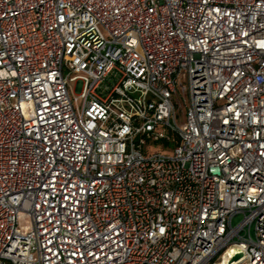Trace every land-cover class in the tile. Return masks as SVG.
Listing matches in <instances>:
<instances>
[{
	"label": "built area",
	"instance_id": "obj_1",
	"mask_svg": "<svg viewBox=\"0 0 264 264\" xmlns=\"http://www.w3.org/2000/svg\"><path fill=\"white\" fill-rule=\"evenodd\" d=\"M0 264H264V0H0Z\"/></svg>",
	"mask_w": 264,
	"mask_h": 264
},
{
	"label": "rangeland",
	"instance_id": "obj_2",
	"mask_svg": "<svg viewBox=\"0 0 264 264\" xmlns=\"http://www.w3.org/2000/svg\"><path fill=\"white\" fill-rule=\"evenodd\" d=\"M176 106L179 108L180 107V103L178 101V99H175L174 100ZM168 144L165 142V141H157V142H154L153 144H151V147H152V152L153 153H156V152H161V153H172V151L168 150ZM173 147V144L170 145V149ZM242 220V216H239L237 218L234 219V225H236L238 222H240ZM24 223L26 224L25 227H29V219L26 218L23 220ZM24 227V228H25Z\"/></svg>",
	"mask_w": 264,
	"mask_h": 264
},
{
	"label": "bare ground",
	"instance_id": "obj_3",
	"mask_svg": "<svg viewBox=\"0 0 264 264\" xmlns=\"http://www.w3.org/2000/svg\"><path fill=\"white\" fill-rule=\"evenodd\" d=\"M239 248H233L232 251H230L231 254H233L236 250H238Z\"/></svg>",
	"mask_w": 264,
	"mask_h": 264
},
{
	"label": "water",
	"instance_id": "obj_4",
	"mask_svg": "<svg viewBox=\"0 0 264 264\" xmlns=\"http://www.w3.org/2000/svg\"><path fill=\"white\" fill-rule=\"evenodd\" d=\"M239 258H240V255L236 256V257H235V260H237V259H239Z\"/></svg>",
	"mask_w": 264,
	"mask_h": 264
}]
</instances>
